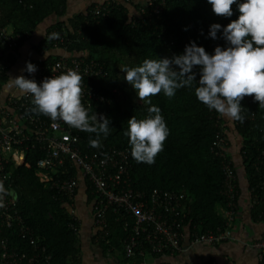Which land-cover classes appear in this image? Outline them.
<instances>
[{
    "label": "trees",
    "instance_id": "trees-1",
    "mask_svg": "<svg viewBox=\"0 0 264 264\" xmlns=\"http://www.w3.org/2000/svg\"><path fill=\"white\" fill-rule=\"evenodd\" d=\"M146 1L131 6L124 2L116 4L113 0L107 15L94 16L91 8L95 2L88 5L85 11L69 15L67 0H0V27L9 26L15 33L30 36L47 18H64L56 20L46 33L53 28L65 32L70 39L66 45L68 53L86 60L93 59L106 71L105 76L94 81L97 92L102 93L106 101L93 103L91 107L82 103L89 109L90 115L97 113L99 118L102 114L110 120V133L106 138L101 136L102 147L93 148L89 140L95 139V134L81 131L80 149L98 155L111 148L127 150L130 185L145 196L155 188L184 191L191 203L185 233H205L223 227L224 218L218 207L225 201L224 159L217 155L219 152L231 160L229 163L236 178L238 194L241 184L239 170L242 167V179L250 201L255 194L260 200L258 203L249 202L250 218L253 222L264 223V107H260L254 97H245L241 101L245 121L228 120L198 101L196 83L191 88L176 90L171 98L161 92L151 97L149 105L138 98L136 90L124 79L125 73L120 69L122 66H140L145 59L171 58L182 54L185 46L192 41L204 47L209 54H214L216 46L226 47L225 41L219 38L222 29L238 19V5L244 0H237L232 6L231 17L217 16L207 0H159L149 6ZM155 3L160 4L157 12L153 11ZM141 8H145L146 12H141ZM214 23L222 26L215 40L209 36L210 26ZM25 40L22 38L19 41L15 54L10 55L11 61L17 59L18 48ZM34 48L43 63L56 56L45 55L47 50L53 49L46 36ZM194 71L198 82L199 68H194ZM5 79L6 75L1 81ZM152 105L161 109L169 135L154 163H138L131 156L129 137L124 133L128 129L127 121L133 116L138 120L147 118L148 108ZM32 108L33 104H30L29 111L34 113ZM222 138L225 143L219 141ZM235 140L239 163L232 156L231 142ZM41 155L37 144L34 147L29 144L24 163L11 169L10 194L14 195L26 225L49 250L51 259L48 264H75L72 259L78 237L69 227L68 206L74 203L80 187L74 195L68 196L58 193L50 183L40 182L35 173V162ZM78 174L80 171L76 167L65 166L54 175V179ZM83 184L86 201H93L96 195L89 181L84 179ZM105 218L109 235L107 243L105 240L99 243L105 250H121L124 256L123 241L130 233L132 220L123 209L115 210L112 206L107 208ZM12 233L11 229H4L0 224V237L12 236L13 241L30 250L27 240ZM255 252L257 264H264V250ZM206 264H211V261Z\"/></svg>",
    "mask_w": 264,
    "mask_h": 264
},
{
    "label": "built area",
    "instance_id": "built-area-1",
    "mask_svg": "<svg viewBox=\"0 0 264 264\" xmlns=\"http://www.w3.org/2000/svg\"><path fill=\"white\" fill-rule=\"evenodd\" d=\"M159 0H147L149 6ZM113 0H103L94 3L91 13L94 16H105L109 12V4ZM117 4V2L115 1ZM160 4L154 5L153 11L160 9ZM141 12H146L141 8ZM149 15V14H147ZM58 33L57 39L48 40V37ZM53 48L62 49L65 54L52 57L51 61L43 63L41 60L33 61L37 67L34 74L27 71L26 78L35 79L41 83L45 78L57 76L68 70H75L83 76L82 101L87 107L93 103L106 101L102 93H98L94 81L106 75L101 64L93 59L86 60L68 53L67 43L70 42L65 32L50 29L46 35ZM28 35L13 32L9 26L0 27V90L3 86L1 78L10 68L9 58L15 54L19 41ZM15 88V87H14ZM15 90H18L15 88ZM33 97L17 92H9L0 103V180L6 188L11 186V169L25 161L26 150L31 144H37L42 155L35 162L36 176L40 182L50 183L61 195L72 196L79 187V176L62 178L57 177L60 168L76 167L80 177L87 179L92 187L95 199L91 201L93 224L96 230L95 238L101 242L105 240L107 229L105 213L109 206L115 210L123 209L132 220L130 233L123 241L124 257L127 259L149 254H161L166 251H180L185 238V223L191 213V203L184 191L168 189H152L145 196L142 192L134 190L130 185L128 175L127 150L111 148L105 154L83 152L78 145V129L68 126L63 121L53 122L42 114L29 111ZM108 101V100H107ZM224 142V139H220ZM223 164V180L225 196L224 204L218 207L224 218L222 228L209 230L205 233L191 232L190 243H207L219 245L232 238V229L238 210V190L235 175L230 167V159L224 157L222 152L217 153ZM264 193V185H262ZM260 200L255 194L251 203ZM5 207L0 208V224L4 229H11L22 240H27L30 250H26L21 243L13 241L12 236L0 237V264H48L51 254L44 244L40 243L39 236L26 225L21 217L15 197L11 194L4 199ZM71 222L70 229L78 233L80 219L76 205L68 206ZM101 240V241H100ZM257 251L264 250V236L256 239L250 245ZM261 259L262 255L258 254ZM211 264H218L212 261Z\"/></svg>",
    "mask_w": 264,
    "mask_h": 264
},
{
    "label": "clouds",
    "instance_id": "clouds-1",
    "mask_svg": "<svg viewBox=\"0 0 264 264\" xmlns=\"http://www.w3.org/2000/svg\"><path fill=\"white\" fill-rule=\"evenodd\" d=\"M207 2L217 16L231 17L232 6L237 0ZM238 8V19L223 29L216 23L210 26L209 36L217 39V33L222 29L219 38L226 43V47L216 46L214 54L192 41L182 54L171 58L145 59L136 67L122 66L124 79L136 90L138 98L151 105V97L161 92L171 98L176 90L191 88L196 83L198 101L228 120L245 121L241 105L245 97H254L259 106L264 107V0H244ZM58 37V33H53L48 40ZM194 68H199L198 82ZM22 71L34 74L37 67L27 62ZM82 84L83 76L75 70L45 78L41 83L23 75L10 78L11 86L21 94L33 97L34 113L94 133L96 138L90 139L89 145L100 148L101 136L106 138L110 133V120L102 114L99 118L97 113L89 114V109L82 103ZM148 113L144 119L130 118L124 134L129 137L132 158L138 163L152 164L163 150L169 129L159 107L152 105ZM9 194L10 190L0 180V208L5 207L4 199Z\"/></svg>",
    "mask_w": 264,
    "mask_h": 264
},
{
    "label": "crops",
    "instance_id": "crops-1",
    "mask_svg": "<svg viewBox=\"0 0 264 264\" xmlns=\"http://www.w3.org/2000/svg\"><path fill=\"white\" fill-rule=\"evenodd\" d=\"M103 0H67V14L72 15L77 12L85 11L92 2ZM117 3L134 4L143 3L145 0H115ZM51 16L44 20L35 31L28 36L22 46L18 48V56L15 61H10V68L7 71L6 79L0 90V103L9 92L20 93L10 85V78L23 75L27 62L41 60L38 58L35 45L43 40L47 30L56 20H63ZM65 52L60 48L47 50L45 55H60ZM233 160L239 163L238 151H232ZM241 184L238 194V216L235 219L232 229V238L220 243L219 245H210L207 243H190L189 234L185 233L180 251H168L158 254H149L145 256H136L127 259L119 249H103L99 241L95 238V228L93 224V214L91 211V202L86 201L84 193V179L79 176V190L74 200L77 214L80 219L77 241L74 244L76 253L72 261L75 264H206L209 261H215L218 264H257L256 252L250 246L256 238L264 234V223L253 222L249 213V192L243 182L242 167L239 170Z\"/></svg>",
    "mask_w": 264,
    "mask_h": 264
},
{
    "label": "rangeland",
    "instance_id": "rangeland-1",
    "mask_svg": "<svg viewBox=\"0 0 264 264\" xmlns=\"http://www.w3.org/2000/svg\"><path fill=\"white\" fill-rule=\"evenodd\" d=\"M231 143H233V145L231 146V149H233V150H236V151H237V148H236L237 146H235V145H234V143H236V140H235V141H232Z\"/></svg>",
    "mask_w": 264,
    "mask_h": 264
},
{
    "label": "water",
    "instance_id": "water-1",
    "mask_svg": "<svg viewBox=\"0 0 264 264\" xmlns=\"http://www.w3.org/2000/svg\"><path fill=\"white\" fill-rule=\"evenodd\" d=\"M13 195V194H12ZM14 196V195H13Z\"/></svg>",
    "mask_w": 264,
    "mask_h": 264
}]
</instances>
